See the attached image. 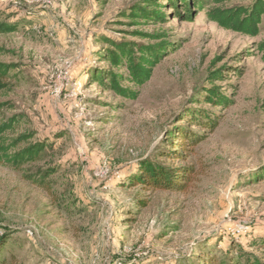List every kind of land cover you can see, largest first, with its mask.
<instances>
[{"label": "rangeland", "instance_id": "obj_1", "mask_svg": "<svg viewBox=\"0 0 264 264\" xmlns=\"http://www.w3.org/2000/svg\"><path fill=\"white\" fill-rule=\"evenodd\" d=\"M206 1L190 21L162 0L166 20L137 25L124 15L142 0H0V20L18 25L0 34V61L15 67L0 92L2 114L16 116L14 135L53 146L21 171L0 165V260L206 264L234 243L264 261V17L258 36L234 33L208 19ZM159 29L175 48L135 88L136 100L91 79L109 68L103 39L145 44L134 33ZM221 68L227 108L204 101L210 71ZM200 111L218 120L213 132L198 124ZM182 131L204 136L175 164L195 166L187 192L131 186L140 162L161 161ZM49 167L57 170L50 192L24 178Z\"/></svg>", "mask_w": 264, "mask_h": 264}, {"label": "trees", "instance_id": "obj_2", "mask_svg": "<svg viewBox=\"0 0 264 264\" xmlns=\"http://www.w3.org/2000/svg\"><path fill=\"white\" fill-rule=\"evenodd\" d=\"M162 0H142L134 5L125 18L137 25H157L166 20L167 8L161 3ZM233 0H212L214 7L208 9L207 17L210 21L217 23L221 28L234 33L256 37L261 32V25L264 17V0H252L249 5H236L232 7L223 6ZM168 8H174L180 18L193 21L199 11H206V0H165ZM182 10H185L182 11ZM18 31L17 24H7L0 20V34H12ZM141 37L150 39V43L140 44L130 41L116 42L103 39L108 49L103 50L102 58L107 62L109 68L101 71H94L91 79L111 91L113 94L136 100L139 92L135 88L145 85L152 77L154 68L167 56L174 44L167 40L165 31L156 30L152 34L138 33ZM260 50L264 52V44ZM264 60V57H263ZM225 68V67H224ZM15 67L0 61V92L9 87L8 79ZM122 70H126L125 76ZM223 68L210 71L208 82L209 87L205 91L204 101L213 106L227 108L231 99L220 92L216 85L224 77ZM7 103L0 102V165L6 166L14 171H21L25 167L39 163L48 155L53 146L47 142L30 143V135H14L18 127L16 116L5 118L2 114ZM195 118L194 112L189 113ZM198 124L213 132L218 126V120L204 115V111L198 112ZM204 118L205 121H202ZM181 131H179L180 133ZM13 134V135H12ZM183 141L179 147L175 146L170 151H163L159 154L161 161L145 159L140 162L137 173L132 176L131 186L141 187L142 190L168 191L175 193L187 192L189 186L195 179L196 169L194 165L183 164L187 161L195 146L204 140L203 137L189 135L182 131ZM24 143V145H23ZM170 162V163H168ZM57 172L49 167L46 170L39 169L36 173L24 175V178L44 191L50 192L48 179ZM264 178V171L263 176ZM144 202V201H141ZM146 202L142 203V207ZM3 233L0 237V247L6 242L7 235ZM260 244L264 249V237ZM141 261V260H140ZM138 259L130 261L129 264H139ZM0 264H12L7 260H0ZM206 264H264V261L253 253L244 251L240 246L232 243L225 256L209 257Z\"/></svg>", "mask_w": 264, "mask_h": 264}, {"label": "built area", "instance_id": "obj_3", "mask_svg": "<svg viewBox=\"0 0 264 264\" xmlns=\"http://www.w3.org/2000/svg\"><path fill=\"white\" fill-rule=\"evenodd\" d=\"M116 264H127V263H123V262L120 261V262H117Z\"/></svg>", "mask_w": 264, "mask_h": 264}]
</instances>
